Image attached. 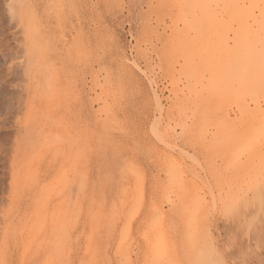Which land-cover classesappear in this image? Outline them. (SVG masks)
Segmentation results:
<instances>
[{"label": "rangeland", "instance_id": "rangeland-1", "mask_svg": "<svg viewBox=\"0 0 264 264\" xmlns=\"http://www.w3.org/2000/svg\"><path fill=\"white\" fill-rule=\"evenodd\" d=\"M171 8L0 0V264H264V173L235 167L264 145L229 109L221 52L210 121L181 128L208 113L184 104L200 45Z\"/></svg>", "mask_w": 264, "mask_h": 264}, {"label": "bare ground", "instance_id": "bare-ground-1", "mask_svg": "<svg viewBox=\"0 0 264 264\" xmlns=\"http://www.w3.org/2000/svg\"><path fill=\"white\" fill-rule=\"evenodd\" d=\"M157 3H159V7L161 5L165 10H169V8L173 9L171 7L175 5L178 10L179 8H181L177 5V0H157ZM181 4L182 8L180 11L182 12L179 13V15H181V18H188L189 22L187 24V28L195 31V37H197L199 40L197 43L198 47L200 45V48L198 50V58L200 59L196 60V65L192 68H183L182 70L184 71H182L181 73L184 72L185 76L198 73L196 74L198 76L199 73L202 72L200 73V82H198L199 86L197 87V89L196 87H193L192 89L188 88L189 95L186 96V100L184 99V104H187L186 106H188V104H191V106H194V104L198 106L201 105L202 108L204 107V110L200 111L203 116L205 112H209L211 114V112H213L211 110H213L214 107L213 109H211L212 105H210V103H213L210 100H213L212 97L215 89L219 88V86L222 87L221 83H223V85L229 88L231 93V108L229 109L239 111V114L242 116V120H244L243 122L247 123L245 129L246 132L244 131V135L247 136L244 137L242 133L243 138H245V142L247 144L259 143L261 145H264V0H181ZM161 10L165 13L163 9ZM182 15H184L185 17ZM176 22H173V24H175ZM218 23H225V26L223 28H218L216 26ZM218 52H221L223 56L222 60L224 62L222 61L223 67L222 69H220L221 72L219 73L222 75L218 74V82L220 83V85L217 87L219 83L216 79L213 80L215 77L214 75H216L215 73H217V69L214 73V69L212 68V65L215 63H205V57ZM210 71L214 73H212L213 76L211 74L213 79L210 75V79L209 77L205 79V77L207 76L205 73L209 72L208 74H210ZM220 76L222 77V79H220ZM198 93L199 95L205 94L203 100H201L200 98L202 96H199V100H195ZM195 94L196 96L193 97L192 95ZM191 96L193 99L191 98ZM204 100L205 104H202ZM207 103L209 106L207 105ZM206 105L208 106L206 107L207 109L205 108ZM201 106L199 107V110L201 109ZM198 112L199 111H197V113ZM209 113L208 115L205 114V117L202 116L204 120H201V116H197L201 114H196L195 116H197L198 118L200 117L201 119L199 118V120H196L194 119V116L190 123L186 122V120H184L183 118L180 119L179 123L181 125V128L185 129V127H187L188 125L189 126L187 127V131L189 127L191 130L195 127L196 130L203 128V124L207 125L208 123V121H206V123L204 122L205 119H209L211 117H209ZM253 150L254 149H252V152L247 151L246 155L244 157L242 156L244 159L240 162L236 161L235 167L238 164L240 165V168L245 167L246 165H250L249 167H253L251 171H253L255 176H257L258 174L264 173V167L258 168L259 165H263L259 164L261 163V160L259 159L261 157L264 158V151L258 149L257 151L254 150L253 152ZM257 160L259 162H256ZM252 179L251 180L254 181V177ZM252 181L250 183L248 181L249 186L247 184L246 185L254 194L251 195L253 198H249L250 202H252L253 200L252 203L254 204V199L255 201L256 199L258 200L259 196H261L258 194H263L264 191L261 190V187L259 188V186L261 185H257L259 183L262 184L261 182L263 180L258 183L257 181L256 183L255 181L254 183ZM181 182L183 181L181 180ZM239 201L228 204L229 206L231 205V210L233 209L235 211H232L233 214L237 215L238 217H240V209L246 212V210L253 205H250V202L248 206L246 205V203L248 204L249 201L246 197V201H240L241 203H243L242 206H245H243L245 209L244 210L243 207L240 206L241 203H238ZM176 206L177 205H175V207ZM236 212H238L239 214H237ZM241 213L243 214L244 212Z\"/></svg>", "mask_w": 264, "mask_h": 264}]
</instances>
